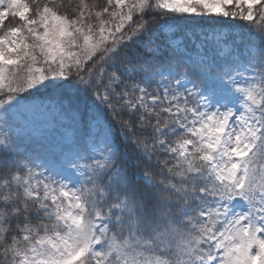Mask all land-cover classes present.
I'll return each instance as SVG.
<instances>
[{"label":"snow or ice","instance_id":"snow-or-ice-1","mask_svg":"<svg viewBox=\"0 0 264 264\" xmlns=\"http://www.w3.org/2000/svg\"><path fill=\"white\" fill-rule=\"evenodd\" d=\"M0 264H264V0H0Z\"/></svg>","mask_w":264,"mask_h":264},{"label":"trees","instance_id":"trees-1","mask_svg":"<svg viewBox=\"0 0 264 264\" xmlns=\"http://www.w3.org/2000/svg\"><path fill=\"white\" fill-rule=\"evenodd\" d=\"M101 2H102V0H101Z\"/></svg>","mask_w":264,"mask_h":264}]
</instances>
